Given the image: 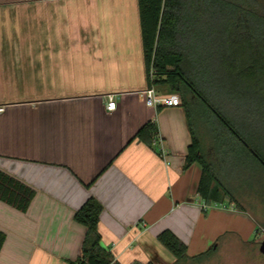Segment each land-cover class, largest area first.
Segmentation results:
<instances>
[{
	"label": "crops",
	"instance_id": "crops-1",
	"mask_svg": "<svg viewBox=\"0 0 264 264\" xmlns=\"http://www.w3.org/2000/svg\"><path fill=\"white\" fill-rule=\"evenodd\" d=\"M147 86L138 0H0V190L33 192L24 210L0 196V264H71L86 231L74 213L90 196L121 264H172L166 228L188 255L242 239L238 212L203 206L200 163L184 167L182 104L148 105ZM147 122L156 134L137 136Z\"/></svg>",
	"mask_w": 264,
	"mask_h": 264
},
{
	"label": "trees",
	"instance_id": "trees-1",
	"mask_svg": "<svg viewBox=\"0 0 264 264\" xmlns=\"http://www.w3.org/2000/svg\"><path fill=\"white\" fill-rule=\"evenodd\" d=\"M138 9L148 85L165 86L168 92L179 94L185 110L192 140L184 167L194 161L200 163L202 173L198 190L205 202L222 201L226 194L233 200L215 165L217 156L230 155L236 159L234 156L243 153L264 167V143L260 144L240 133L210 99L198 77L210 71L212 61L220 56H224L233 70H239L246 53L242 43L236 39L237 30L240 27L264 26V0H138ZM197 99L204 102L214 113L216 123L225 129L215 133L210 157L190 121L191 108ZM227 129L239 141L232 147H228L234 141L226 137ZM156 132L155 124L147 122L137 136L147 134L151 138ZM19 184L24 188L12 187L8 182L0 190V196L24 210L33 192L24 184ZM101 211L102 204L93 196L75 211L74 219L83 224L86 231L81 253L70 261L71 264H121L102 242L99 231ZM157 239L176 257L172 264L202 262L212 255L215 246L213 244L204 251L188 255L186 243L168 228L160 231ZM132 264L154 263L136 261Z\"/></svg>",
	"mask_w": 264,
	"mask_h": 264
},
{
	"label": "rangeland",
	"instance_id": "rangeland-1",
	"mask_svg": "<svg viewBox=\"0 0 264 264\" xmlns=\"http://www.w3.org/2000/svg\"><path fill=\"white\" fill-rule=\"evenodd\" d=\"M237 33L236 39L246 53L239 70H233L224 56H220L221 59L212 61V69L198 78L207 95L236 129L261 144L264 143V26L240 27ZM190 121L208 157L212 156L215 133L225 129L216 123L214 113L201 99L191 108ZM226 131L229 141H234L228 147L236 145L239 141L228 129ZM234 157L236 159L230 155L215 159L234 199L226 194L222 201L216 200L218 204H213L215 200L210 203L213 207L238 212L241 221L234 218L231 224L244 227L243 233L240 232L242 239L226 234L214 243V251L208 259L190 264H264V253L259 250L264 237V167L246 154Z\"/></svg>",
	"mask_w": 264,
	"mask_h": 264
},
{
	"label": "built area",
	"instance_id": "built-area-1",
	"mask_svg": "<svg viewBox=\"0 0 264 264\" xmlns=\"http://www.w3.org/2000/svg\"><path fill=\"white\" fill-rule=\"evenodd\" d=\"M140 93L144 95L146 99V103L151 106H158V105H169V106H177L181 104V99L179 94L177 93H170V94H158L156 89L153 86H147L146 88L140 90ZM116 106V101L114 99L113 94L108 95L107 101V109L112 110ZM1 109V107H0ZM213 204H218L214 202ZM211 205V203H204V207ZM224 206V204H221Z\"/></svg>",
	"mask_w": 264,
	"mask_h": 264
},
{
	"label": "water",
	"instance_id": "water-1",
	"mask_svg": "<svg viewBox=\"0 0 264 264\" xmlns=\"http://www.w3.org/2000/svg\"><path fill=\"white\" fill-rule=\"evenodd\" d=\"M259 250H260L262 253H264V237H263V239H262L261 242H260Z\"/></svg>",
	"mask_w": 264,
	"mask_h": 264
}]
</instances>
